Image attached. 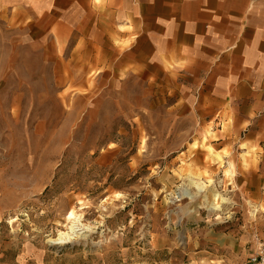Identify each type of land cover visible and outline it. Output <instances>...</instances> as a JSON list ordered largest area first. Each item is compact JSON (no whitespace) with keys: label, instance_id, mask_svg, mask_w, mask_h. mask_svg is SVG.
<instances>
[{"label":"rangeland","instance_id":"1","mask_svg":"<svg viewBox=\"0 0 264 264\" xmlns=\"http://www.w3.org/2000/svg\"><path fill=\"white\" fill-rule=\"evenodd\" d=\"M13 25L0 19V264H247L264 245L263 125L194 103L183 78L117 76L100 44Z\"/></svg>","mask_w":264,"mask_h":264},{"label":"crops","instance_id":"2","mask_svg":"<svg viewBox=\"0 0 264 264\" xmlns=\"http://www.w3.org/2000/svg\"><path fill=\"white\" fill-rule=\"evenodd\" d=\"M0 19L59 45L100 44L115 75L183 78L194 103L264 127V0H0Z\"/></svg>","mask_w":264,"mask_h":264},{"label":"built area","instance_id":"3","mask_svg":"<svg viewBox=\"0 0 264 264\" xmlns=\"http://www.w3.org/2000/svg\"><path fill=\"white\" fill-rule=\"evenodd\" d=\"M247 264H264V245L248 258Z\"/></svg>","mask_w":264,"mask_h":264},{"label":"bare ground","instance_id":"4","mask_svg":"<svg viewBox=\"0 0 264 264\" xmlns=\"http://www.w3.org/2000/svg\"><path fill=\"white\" fill-rule=\"evenodd\" d=\"M195 185L197 186L196 188H199V189H201L203 187V185L200 184V183H198V182H195ZM215 196H220V195L219 194L218 195L216 194ZM73 212H74L73 210H70L69 214L72 215Z\"/></svg>","mask_w":264,"mask_h":264}]
</instances>
